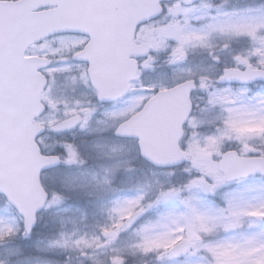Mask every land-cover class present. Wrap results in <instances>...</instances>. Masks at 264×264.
Returning <instances> with one entry per match:
<instances>
[{
    "label": "snow or ice",
    "instance_id": "obj_1",
    "mask_svg": "<svg viewBox=\"0 0 264 264\" xmlns=\"http://www.w3.org/2000/svg\"><path fill=\"white\" fill-rule=\"evenodd\" d=\"M0 264H264V0H0Z\"/></svg>",
    "mask_w": 264,
    "mask_h": 264
}]
</instances>
